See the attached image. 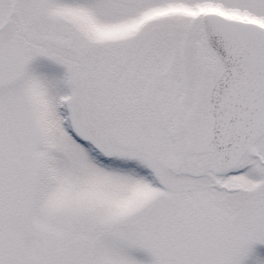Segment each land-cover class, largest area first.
Here are the masks:
<instances>
[{"label": "snow or ice", "instance_id": "obj_1", "mask_svg": "<svg viewBox=\"0 0 264 264\" xmlns=\"http://www.w3.org/2000/svg\"><path fill=\"white\" fill-rule=\"evenodd\" d=\"M0 264H264V0H0Z\"/></svg>", "mask_w": 264, "mask_h": 264}]
</instances>
